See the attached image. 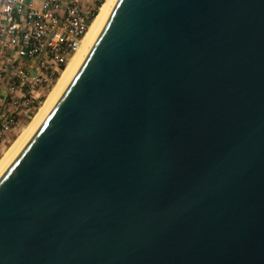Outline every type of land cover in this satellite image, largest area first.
<instances>
[{"label": "water", "instance_id": "water-1", "mask_svg": "<svg viewBox=\"0 0 264 264\" xmlns=\"http://www.w3.org/2000/svg\"><path fill=\"white\" fill-rule=\"evenodd\" d=\"M0 264H264V0H117L0 177Z\"/></svg>", "mask_w": 264, "mask_h": 264}, {"label": "built area", "instance_id": "built-area-1", "mask_svg": "<svg viewBox=\"0 0 264 264\" xmlns=\"http://www.w3.org/2000/svg\"><path fill=\"white\" fill-rule=\"evenodd\" d=\"M105 0H0V156L42 104Z\"/></svg>", "mask_w": 264, "mask_h": 264}, {"label": "bare ground", "instance_id": "bare-ground-1", "mask_svg": "<svg viewBox=\"0 0 264 264\" xmlns=\"http://www.w3.org/2000/svg\"><path fill=\"white\" fill-rule=\"evenodd\" d=\"M116 2L117 0H105L103 2L79 48L69 59L66 67L61 72L53 88L49 91L45 101L40 106L31 122L8 145V147L5 148L6 150L4 149L2 152V156H0V177L25 147L30 138L34 135L36 130L39 128V126L59 100L60 96L76 74L94 42L98 38Z\"/></svg>", "mask_w": 264, "mask_h": 264}, {"label": "rangeland", "instance_id": "rangeland-1", "mask_svg": "<svg viewBox=\"0 0 264 264\" xmlns=\"http://www.w3.org/2000/svg\"><path fill=\"white\" fill-rule=\"evenodd\" d=\"M98 12H99V11H98ZM57 79H58V78H57ZM56 81H57V80H56ZM54 84H55V83H54ZM53 86H54V85H53ZM53 86H52V88H53ZM52 88H51V89H52ZM51 89H50V90H51ZM50 90H49V91H50ZM48 93H49V92H48ZM48 93H47V95H48ZM47 95H46V97H47ZM46 97H45V99H46ZM45 99L43 100V102L45 101ZM43 102H42V104H43ZM42 104H41V105H42ZM41 105H40V106H41ZM40 106H39V108H40ZM39 108H38V109H39ZM38 109H37V111H38ZM37 111L35 112V114L37 113ZM35 114H34V115L32 116V118H31V119L25 124V126L20 130V132L17 134V136H18V135L21 133V131H22V130H23V129H24V128H25V127L31 122V120L33 119V117L35 116ZM17 136H16V137H17ZM16 137H15V138H16ZM15 138H14V139H15ZM7 147H8V146H7ZM7 147H6V148H7ZM5 150H6V149H5ZM1 156H2V155H1Z\"/></svg>", "mask_w": 264, "mask_h": 264}]
</instances>
